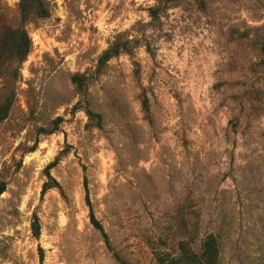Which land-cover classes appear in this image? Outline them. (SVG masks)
I'll use <instances>...</instances> for the list:
<instances>
[{
    "label": "rangeland",
    "instance_id": "obj_1",
    "mask_svg": "<svg viewBox=\"0 0 264 264\" xmlns=\"http://www.w3.org/2000/svg\"><path fill=\"white\" fill-rule=\"evenodd\" d=\"M44 1L26 61L0 79V102L13 98L0 125V264H39L40 250L43 264H120L90 225L85 181L126 264H157L188 238L198 250L209 234L219 264H264V0ZM18 2L2 0L11 24ZM115 41L128 53L95 76ZM76 73L94 77L85 98ZM84 101L99 126L74 109ZM55 159L60 190L42 194Z\"/></svg>",
    "mask_w": 264,
    "mask_h": 264
},
{
    "label": "trees",
    "instance_id": "obj_2",
    "mask_svg": "<svg viewBox=\"0 0 264 264\" xmlns=\"http://www.w3.org/2000/svg\"><path fill=\"white\" fill-rule=\"evenodd\" d=\"M159 3H167L170 0H152ZM18 21L11 24L6 9L0 0V79L9 77L16 78L17 73L26 61L31 51V40L26 31V25L36 19H46L50 16L47 4L44 0H19L17 5ZM153 13V10L151 11ZM246 38L245 35H243ZM254 45L258 48L262 56L260 65L264 66V37L254 41ZM128 53L127 44L115 41L106 50L102 52L98 58L95 76H99L107 64L121 54ZM94 77H87L84 74H74L71 77V83L77 94L86 97V89L88 84ZM13 105L12 96L7 97L0 102V125L7 119ZM80 108L87 116L89 122H94L96 126L100 125V116L96 115L84 101L83 105L77 104L74 109ZM141 108L145 117L149 118V104L147 98L141 96ZM62 123L61 118L53 121L51 128L43 130L44 135H51L59 132V126ZM58 159L49 164L45 169L47 182L43 184L42 194L49 190H60V185L50 177L49 171L52 169ZM6 183L0 182V196L6 191ZM85 203L88 208V218L90 225L99 233L106 249L112 254L114 259L120 264L124 263L118 255L113 251L109 238L105 233L101 223L94 216L92 206L89 200V192L86 181L83 184ZM31 234L35 239L40 237V224L36 215H33L31 222ZM194 241L191 238L177 242V253L172 255L169 253H161L156 258L157 264H219L220 248L218 239L215 235L209 234L201 242L198 250H195ZM44 255L39 251V264H43Z\"/></svg>",
    "mask_w": 264,
    "mask_h": 264
}]
</instances>
